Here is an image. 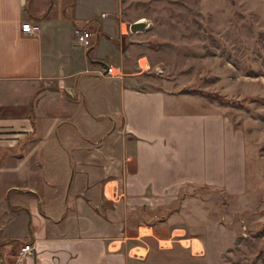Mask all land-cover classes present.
<instances>
[{"label":"crops","instance_id":"0c3cea01","mask_svg":"<svg viewBox=\"0 0 264 264\" xmlns=\"http://www.w3.org/2000/svg\"><path fill=\"white\" fill-rule=\"evenodd\" d=\"M116 3L0 0V177H16L3 190L14 211L0 220L8 264H138L129 251L142 237L172 238L177 221H157V210L186 185L247 191L243 133L144 74L142 36H122ZM110 65L122 76H108ZM23 241L33 252L19 259L11 250Z\"/></svg>","mask_w":264,"mask_h":264},{"label":"rangeland","instance_id":"374dc122","mask_svg":"<svg viewBox=\"0 0 264 264\" xmlns=\"http://www.w3.org/2000/svg\"><path fill=\"white\" fill-rule=\"evenodd\" d=\"M116 16L119 24L127 23L123 37L133 23L147 24L138 34L144 50L139 61L150 66L144 74L198 110L226 115L243 133L248 154L246 193L229 196L186 185L169 211L157 210V221H177L172 238L142 237L129 253L138 264H264V0H117ZM249 98L255 101H244ZM14 178L0 177V220L14 211L9 203L14 197L3 191ZM153 217L154 210H143L142 224L153 226ZM1 230L0 264H8ZM26 243L14 245L11 253L16 257Z\"/></svg>","mask_w":264,"mask_h":264},{"label":"built area","instance_id":"2783aa9c","mask_svg":"<svg viewBox=\"0 0 264 264\" xmlns=\"http://www.w3.org/2000/svg\"><path fill=\"white\" fill-rule=\"evenodd\" d=\"M38 30L37 27L33 26L31 23H25L22 25V32L29 34V35H35L36 31ZM75 37L76 40L84 45L86 48H90L92 46V33L90 32L89 28L87 27H79L75 29ZM139 66L142 70L146 71L149 70L150 66L148 61H146V63H142L141 60L139 61ZM106 73L108 76L112 77V78H119L122 76V73L115 68L114 66H107L106 69ZM122 193L120 191V186L117 185L115 187V185L112 187V194H111V198L112 200H117L121 197ZM193 249V246H192ZM33 252V247L31 245L25 244L24 246H22L18 252H17V257L19 259L31 254ZM136 256L138 258H144L143 255L136 253Z\"/></svg>","mask_w":264,"mask_h":264},{"label":"trees","instance_id":"16d2710c","mask_svg":"<svg viewBox=\"0 0 264 264\" xmlns=\"http://www.w3.org/2000/svg\"><path fill=\"white\" fill-rule=\"evenodd\" d=\"M210 96V95H209ZM211 98H214V99H217L220 103L222 104H226V105H235V106H240L242 107L243 106V102L241 101H236V100H230V99H226L220 95H212L210 96ZM245 102H253L255 101V98L253 99H245L244 100ZM171 208H167V211H169ZM164 220V219H163Z\"/></svg>","mask_w":264,"mask_h":264},{"label":"water","instance_id":"95a60500","mask_svg":"<svg viewBox=\"0 0 264 264\" xmlns=\"http://www.w3.org/2000/svg\"><path fill=\"white\" fill-rule=\"evenodd\" d=\"M146 29H147V25L144 21H137L130 26V31L133 34H137L139 32L145 31Z\"/></svg>","mask_w":264,"mask_h":264}]
</instances>
